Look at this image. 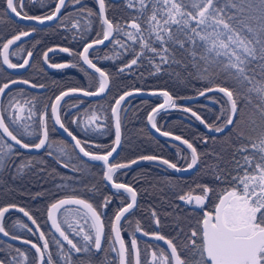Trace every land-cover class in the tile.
Masks as SVG:
<instances>
[{
    "label": "snow or ice",
    "instance_id": "snow-or-ice-1",
    "mask_svg": "<svg viewBox=\"0 0 264 264\" xmlns=\"http://www.w3.org/2000/svg\"><path fill=\"white\" fill-rule=\"evenodd\" d=\"M28 2L35 5L37 0ZM5 3L0 23L14 15L29 22V26L0 40V65L11 70L31 67L34 53L27 51L22 63L13 62L11 57L17 55L13 46L37 31L34 24L57 22V27L71 31L72 39H78L82 47V51L58 47L59 52L76 56L91 69L84 70V74L94 83L68 87L43 101L35 95L29 98L26 89L17 86L44 89V83L26 78L0 83V169L7 171L15 165L14 177L43 173L53 181L55 189L32 197L48 198L45 223L50 222L55 234L42 230L25 207L15 203L0 206V234L34 250L8 245L12 253L0 257V264H264V0H94L98 10L84 0H52L54 6L40 0V14H29L26 0ZM77 5L76 14L67 11ZM114 9L125 15H109ZM93 32L95 35L89 40ZM56 50L48 48L42 54L43 63L49 68L78 66L49 63V53ZM113 59L122 63L113 65L117 75L131 73L134 67H147V77L168 76L194 88L197 97L219 105L209 122L191 106L177 103L179 99L194 97L173 95L166 88L148 93L163 98L148 113V122L160 136L186 146V152L181 149L177 153L186 166L178 167V162L152 154H141L126 162L117 159L122 146L121 113L126 112L125 105L131 97L143 94L141 88L121 90L113 97L104 110L110 112V116L104 117L111 121L110 125L97 127L101 115L99 110L91 109L84 112L83 119L71 121L84 132L99 131L102 127L109 132L114 129V139L107 147L78 138L66 125V98L106 99L111 94L113 74L99 61ZM147 77L144 72L139 73L140 79ZM83 103L81 100L71 107L79 110ZM169 109L190 114L208 134L190 141L162 130L157 116ZM57 126L74 146L52 138ZM218 139L225 146L220 152L215 148ZM197 145L204 146V150ZM69 147L71 153L67 151ZM228 149L231 152L225 160L224 152ZM56 151L68 160L62 166L80 173L79 176L66 177L48 164L44 157H52ZM25 152L42 155L26 157ZM17 157L22 158L19 164ZM157 161L176 172L199 170L210 178V183L197 182L194 188L176 194L175 199L190 207L169 213L173 218L171 233L162 234L161 219L153 210L150 215L155 227L146 230L137 220L130 240H126L124 224L131 223L129 218L140 205L138 189L120 181L119 176L132 165ZM56 162L62 163L59 159ZM96 162L101 168L102 182H106L104 186L110 185L114 190L110 195H102L99 202L95 198L101 189L90 182V170ZM57 179L64 182L56 183ZM197 191L199 194L194 195ZM114 199L119 203L109 215L107 209ZM13 209L31 221L35 230L19 218L10 222L6 214ZM16 227L31 235L38 234V240L21 238L12 231ZM136 233L163 242L166 247L145 241L142 249Z\"/></svg>",
    "mask_w": 264,
    "mask_h": 264
},
{
    "label": "trees",
    "instance_id": "trees-1",
    "mask_svg": "<svg viewBox=\"0 0 264 264\" xmlns=\"http://www.w3.org/2000/svg\"><path fill=\"white\" fill-rule=\"evenodd\" d=\"M84 2L89 6L95 8L94 2L92 0H84ZM27 8L29 14H40L41 3L37 0V3L33 5L26 0ZM44 5H52V0H43ZM54 6V5H52ZM79 5L72 7L70 6L67 11L72 14H76V8ZM4 10V0H0V14ZM63 14V13H62ZM109 15H115L117 18L119 16L125 15L117 9L110 12ZM29 25H22L13 20H6L4 23H0V40L4 37L14 34L21 27H28ZM37 31L32 34V36L22 40L18 43V46H13L16 50L17 55L11 57L13 62H21L25 57L27 51H32L34 53L33 58L30 61L31 67L26 68L22 73L13 75L7 72L2 65H0V83H3L6 79H20L26 78L33 82L44 83L46 87L41 92H32L26 90L29 98L35 95L40 97L43 101L48 97H54L61 90H65L68 87H80L85 86L89 83H94L90 81L85 74L82 72L87 70L86 68H75L61 69L58 71H47L45 70L40 62L42 53L53 46L57 47H71L75 51H80V41L73 40L71 36V31L65 27H57V22H53L48 26H35ZM70 27V25H69ZM75 31V30H72ZM95 33L88 37L92 39ZM67 37V38H66ZM23 49V50H21ZM102 55V54H101ZM49 63H77L80 64L76 56L52 54L49 56ZM95 62V60H94ZM122 63L118 60H100L99 65H102L105 69L113 74L114 80L112 82L111 94L107 98H99L96 100H88L80 97L66 98L68 99V104L64 107L63 119L70 130L74 131V134L78 138L90 139L92 144H98L102 146H109L112 143V132L108 131L107 127H102L99 131H88L84 132L82 127L77 124H73L71 121L73 119H83L84 112L88 109L99 110L101 115L100 124L110 125V120H105V116H110L109 112L104 110L109 108V104L112 102L113 97L117 96L121 90H131L133 87L141 88L143 91L154 90V89H167L173 95H178L181 97L191 96L194 99H179L177 103L184 106H191L194 110L198 111L204 118L211 122L217 110L216 105L212 103L211 100L205 99L204 97H197L194 88L186 87L182 83H177L168 76H151L147 77L148 68H136L131 70V73L126 71L117 75L116 68L113 65ZM41 68L43 71H41ZM83 71L81 72V70ZM90 72L89 70H87ZM144 72L146 75L145 79L139 78V73ZM199 87V85H197ZM81 100L84 101L81 104L80 109L71 107L72 104H80ZM160 98L158 96H150L145 98H130L128 103L125 105L126 112L121 113L122 117V146L118 150L120 155L117 157L120 161H128L130 159L136 158L141 154H152L161 156L172 160L173 162H178V166H184L186 163L180 160L177 153L183 149L185 152L187 149L174 142L166 141L157 137L152 136L146 129L145 118L147 113L159 103ZM158 125L162 126V130L172 131L176 135H182L183 138L189 139L190 141H195L198 136L206 135L199 124L188 114L184 113L178 109H169L167 112H161L157 116ZM30 123V122H29ZM51 126V125H50ZM220 137V135H216ZM52 138L59 143L63 140L56 131L52 133ZM65 141V140H63ZM67 142V141H66ZM68 143V142H67ZM69 144V143H68ZM70 145V144H69ZM198 148L203 151L204 146L197 145ZM223 140L218 139L215 148L217 152L223 151L224 149ZM95 151V149H93ZM69 153L72 152V147L67 149ZM231 149L224 152V159L227 160L230 155ZM183 153H181L182 155ZM42 152L36 154L25 153L26 157H36L39 158ZM21 157L16 158V164L20 163ZM44 159L48 162L50 166H54L59 172L65 174L66 177L69 176H79L80 173H74L67 168L62 166L63 163H67L68 160L65 156L59 154L58 151L54 152V156H45ZM59 159L62 163H57ZM92 163V162H89ZM12 169L7 171L0 169V206L6 205L8 203H15L19 206L25 207L37 221L42 225V230L46 233H53L46 221V204L48 198L46 196H35L38 192H53L52 188L53 181L50 180L47 175L41 173L40 175H22L14 177ZM88 171V170H86ZM91 183L97 184L101 192L97 194L96 200L99 202L102 195H110L113 189L107 188L102 183V172L98 163L95 164L90 170ZM120 181L127 182L133 187L138 189V203L140 205L138 210L135 211V215L130 217L131 223H125V231L123 233L124 238L128 240L129 235L134 230V225L137 220L141 222V226L148 230L150 229V213L155 210L161 219L162 228L160 231L162 234L171 233V223L172 216L169 213L180 212L181 209L188 208L187 206L180 203L179 200L175 199L177 193H181L182 190L186 191L189 187L194 188L197 182L210 183V178L208 176H203L199 170H194L187 176L179 177L172 171H170L165 165H161L158 162L140 163L138 165H132L129 169L123 170L122 174L119 176ZM56 183H63L57 179ZM84 193L81 192V195ZM193 194H199V192H194ZM119 201L113 200V203L108 207L107 212L109 215L112 214L113 210L117 207ZM179 204L181 207L176 208ZM10 222H14L16 218H19L22 222L27 223L29 227L35 230V225H32L23 214L10 211V214H6ZM12 231L22 238L31 239L33 241L38 240L37 235H31L26 229H21L16 227ZM140 242V247L143 249L145 247V241ZM150 243V242H149ZM8 245H13L15 248H20L22 250H29V248L5 243L0 240V257L7 253H12V249ZM52 251L55 253V246H52Z\"/></svg>",
    "mask_w": 264,
    "mask_h": 264
},
{
    "label": "water",
    "instance_id": "water-1",
    "mask_svg": "<svg viewBox=\"0 0 264 264\" xmlns=\"http://www.w3.org/2000/svg\"><path fill=\"white\" fill-rule=\"evenodd\" d=\"M92 1L94 2V0H92ZM94 5H95V4H94ZM5 8H6V3H5V0H4V9H5ZM95 9L98 10V6H97V5H95ZM10 19L13 20L14 22L19 23V24H22V25H29V22H26V21H20L19 18H18V17H15L14 15H11ZM52 23H53V22H51V23H45L44 25H35V24H34L33 26H37V27H39V26H48V25H50V24H52ZM26 38H28V37H26ZM26 38H24V39H26ZM24 39H23V40H24ZM106 43H107V42H106ZM50 48H55V49H57V50L54 51V52H50V53H49V56L52 55V54H66V53H61V52H59L58 47H56V46H53V47H50ZM45 51H47V49H46ZM45 51H44V52H45ZM80 51H82V48L80 49ZM42 54H43V53H42ZM24 58H26V56H25ZM24 58H23V59H24ZM22 61H23V60H22ZM22 61H21V63H22ZM40 62H41L42 67H43L45 70H47V71H57V70H60V69L49 68L47 64H44V63H43V57H42V55H41V58H40ZM62 63H64V62H62ZM80 63H81V65H82L84 68L87 69V66H86V65H83L82 62H80ZM2 67H3L7 72H9L10 74H13V75L20 74V73H22V72L25 70V69H21V70H11V69H7L6 66H3V65H2ZM87 70H89L90 72L92 71L91 69H87ZM16 79H17V78H16ZM17 87H23V88H25L26 90H29V91H32V92H37V93H38V92H41V91L44 90V89H39V88H37V89H31V88H28V87L25 86V85H20V86H17ZM150 91H152V90L143 91V94H140V95H134V96L131 97V98H134V97H136V98L150 97L151 95H148V93H149ZM80 98H84V99H88V100H96V99H99V98H96V97H92V98L80 97ZM159 98H160L159 103H162L163 98H162V97H159ZM159 103H157L155 106H157ZM155 106H154V107H155ZM151 110H152V109H151ZM151 110H150L149 112H151ZM149 112H148V113H149ZM148 113H147V115H148ZM109 115H110V112H109ZM147 115H146V118H145V126H146L147 131H148L152 136L157 137V138H160V139H163V140H166V141H170V142H174V143H178V144H180L179 141H173L171 138L160 136V134H159L158 132H156V130L153 129V128L151 127V124H150V123L148 122V120H147ZM188 115L191 116L190 114H188ZM192 118H193V117H192ZM193 119L195 120V118H193ZM195 121H196V120H195ZM196 122H197V123L199 124V126L203 129V131H204L206 134H208V133H207V129H205V128L203 127V125H201L198 121H196ZM56 133H57L62 139H64L65 141H67L70 145H73V146H74V142L71 141V138L68 137L67 134L64 133L61 129H59L58 126L56 127ZM113 133H114V129H113V132H112V141H113V139H114V134H113ZM215 135H220V134H219V133H216ZM180 145H182V144H180ZM182 146H184V145H182ZM184 147L186 148V146H184ZM118 150H119V149H118ZM77 151H78V150H77ZM25 153H28V154H36V153H39V152H25ZM83 159L86 160L87 158H83ZM96 163L99 164V162H96ZM192 170H193V169H190V170H188V171H186V172H176L175 170H173V171H174L178 176H184V175L189 174ZM103 183L105 184L106 182H103ZM107 187L111 189L110 185L107 186ZM11 211H15V212H17V211L14 210V209L11 210ZM18 213H19V212H18ZM21 214H22V213H21ZM47 225H48L49 229L54 233V230L51 229L50 222H48ZM136 235H137V237H138V240L148 241V242H152V243H160L161 246L166 247L165 245H163V242L152 241V240H150V238H148V237H144L141 233H136ZM21 238H22V237H21ZM0 240L3 241V242H5V243L14 244V245H21V246H24V247H27V248L30 249V246H29V245H25V244L21 243L19 240H11V239L8 238V237H4L2 234H0ZM30 250H31V249H30ZM31 251H34V250H31Z\"/></svg>",
    "mask_w": 264,
    "mask_h": 264
},
{
    "label": "flooded vegetation",
    "instance_id": "flooded-vegetation-1",
    "mask_svg": "<svg viewBox=\"0 0 264 264\" xmlns=\"http://www.w3.org/2000/svg\"><path fill=\"white\" fill-rule=\"evenodd\" d=\"M57 47V46H56ZM60 55H68L67 53L66 54H60ZM26 56V55H25ZM66 61H64V63H65ZM60 63H62V62H60ZM80 65H81V63H80ZM83 67V66H82ZM84 68V67H83ZM61 70V69H60ZM58 71V70H57ZM216 109H218V105H216ZM64 140V139H63ZM158 162V161H157ZM157 162H155V163H157ZM141 163H149V162H141ZM159 163V162H158ZM166 166V165H165ZM184 166H186V164L184 165ZM167 167V166H166ZM178 167H180V166H178ZM169 169V168H168ZM126 170V169H125ZM170 171H172L173 173H175L172 169H169ZM123 171V170H122ZM194 171V169L191 171V172H193ZM190 172V173H191ZM189 173V174H190ZM176 174V173H175ZM177 175V174H176ZM188 175V174H187ZM187 175H184V176H187ZM178 176V175H177ZM179 177H183V176H179ZM103 183V182H102ZM104 184V183H103ZM105 185V184H104ZM108 188V187H107ZM195 195V194H194ZM180 203L181 204H183L184 205V202L183 201H180ZM187 207H190V206H187ZM149 223H150V229H152V228H154L155 226H154V224L152 223V218H151V216H150V220H149ZM133 232V231H132ZM128 240H130V235H129V238H128ZM142 241V240H141ZM150 243H152V242H150ZM153 244H155V243H153Z\"/></svg>",
    "mask_w": 264,
    "mask_h": 264
},
{
    "label": "rangeland",
    "instance_id": "rangeland-1",
    "mask_svg": "<svg viewBox=\"0 0 264 264\" xmlns=\"http://www.w3.org/2000/svg\"><path fill=\"white\" fill-rule=\"evenodd\" d=\"M78 67L79 68H82V65H80V64H78ZM83 70H81V72H82ZM83 74H84V71L82 72Z\"/></svg>",
    "mask_w": 264,
    "mask_h": 264
}]
</instances>
